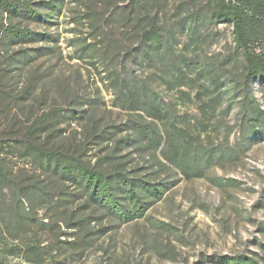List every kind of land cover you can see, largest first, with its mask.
<instances>
[{
	"label": "rangeland",
	"instance_id": "374dc122",
	"mask_svg": "<svg viewBox=\"0 0 264 264\" xmlns=\"http://www.w3.org/2000/svg\"><path fill=\"white\" fill-rule=\"evenodd\" d=\"M127 2L61 0L53 17L42 21L3 13L0 162L6 159L16 170L27 167L24 158L7 153L5 143L15 137L30 143L35 137L43 149L74 155L84 164L95 165L104 176L123 172L137 181L136 187L159 185V194L144 196L148 204L127 221L105 212L89 226L74 230L64 226L65 218L55 230L38 222H0V264H207L205 256L214 253H261L264 127L252 132L244 119L247 91L240 76L244 60L234 50L233 24L204 19L211 17L215 7L209 0H139V11L132 18L141 21L129 23L113 14ZM10 25L46 33L47 38L10 41L2 30ZM150 27L175 33L173 57L192 61L191 75L197 83L191 89L193 102L184 103L178 91L169 87L172 74L163 77L159 73V62L143 71L129 58L132 79L148 90L144 99L164 112L179 115L185 123L191 118L194 127L195 119L205 120L195 93L207 90L216 115L202 140L232 148L235 162L192 178L170 165L164 143L159 148L148 146V140L131 143L133 137L142 135L155 139L153 121L110 105L111 72L127 52L142 46L133 34ZM108 47L112 54L105 51ZM254 47L264 49V43ZM249 89L254 105L264 110V79H253ZM231 91H238V96L231 99ZM56 109L63 110L57 121ZM37 121L42 129L47 127L45 131H33ZM132 124L139 129H130ZM89 125L92 131L87 130ZM115 125L122 130L113 128ZM198 128L202 131L201 124ZM96 132L100 139L94 137ZM212 177L221 178L222 184L213 182ZM119 191L114 193L119 205L134 206L129 188L121 186ZM9 205L11 192L5 189L0 211ZM44 213L41 210L37 218L45 223ZM58 231L66 234L57 237ZM168 247L172 255L166 254Z\"/></svg>",
	"mask_w": 264,
	"mask_h": 264
},
{
	"label": "trees",
	"instance_id": "16d2710c",
	"mask_svg": "<svg viewBox=\"0 0 264 264\" xmlns=\"http://www.w3.org/2000/svg\"><path fill=\"white\" fill-rule=\"evenodd\" d=\"M59 1L61 0L36 2L0 0V20L4 12L23 15L38 21L50 20L55 10L59 9ZM138 1L128 0L124 8H119V11L113 14L129 23L131 21L139 23L140 19L132 18V15L139 11ZM209 2L215 7L211 17L204 19L216 24H233L234 50L237 54H241L244 60V68L240 75L241 83L247 91L244 101L247 113L244 119L253 132L259 126L264 127V110L254 105L249 89L253 79H264V49L257 50L254 47V44L264 43V0H209ZM10 26L2 28L10 41L20 40L21 42L30 38H47L46 33H34L27 29ZM133 27L136 26L133 25L132 29ZM133 36L143 42L144 48L141 45L134 47L112 70L110 86L113 97L110 105L131 114H141L142 118L153 121L151 125L155 132V139L142 135L133 137L131 143L148 140V146L153 148H159L164 143L165 155L170 165L183 176L192 178L204 177L212 168L223 167L227 162H235L237 155L232 148L222 143L207 144L202 140L201 136L203 132H207L210 119H214L216 115L215 102L211 98V93L204 89H198L195 93L201 102L199 108L202 109L205 120L195 119L197 123L192 127L191 118L185 123L179 115L164 112L148 103L144 99L148 90L131 77L127 64L129 58L134 59L143 71L151 64L159 62V73L163 77L166 74H172L169 87L178 91L184 103H192L191 89L195 87L197 79L191 75V60L179 61L173 57L175 33L165 28L150 27V29H140ZM148 42L155 45L149 46ZM108 49L109 47L105 51L112 54L109 51L112 48ZM114 49L116 50V47H113ZM23 52L26 55L29 54L26 50ZM140 55H143V58H140ZM184 88H187V91ZM231 92V99L238 96V91ZM62 113L63 110H53L54 119L59 120ZM35 123L36 129L33 131L46 130L47 127L42 129L44 126L38 125V121ZM198 124H201L202 131L199 130ZM113 128L122 130L121 126L117 125ZM129 128L139 129L134 124ZM92 129L90 125L87 128L90 131ZM94 137L100 139L102 136L96 132ZM5 147L8 154L24 158L28 166L16 170L6 162V159L0 162V197L5 189L11 192V205L5 211H0V222L3 225L7 223L33 225L38 222L51 225V230H55L65 218L64 226L74 230L89 226L105 212L116 215L121 221H127L133 217V213L144 209L147 203L144 196L159 194V185L145 183L141 185L142 187H136L137 181L130 180L123 172L104 176L100 170L93 167L95 165L84 164L74 155L43 149L42 145L35 143V137H32L30 143L22 142L15 137L13 140L6 141ZM211 180L218 185L223 182L218 177H212ZM121 186L129 188L134 206L119 205V199L114 193L120 192ZM41 210H45L43 217L46 219L45 223L37 218ZM65 234L58 231L56 236L61 237ZM259 248L261 253L251 251L234 254L214 253L205 256V262L207 264H264V243H259ZM166 254L172 255L173 250L168 247Z\"/></svg>",
	"mask_w": 264,
	"mask_h": 264
}]
</instances>
